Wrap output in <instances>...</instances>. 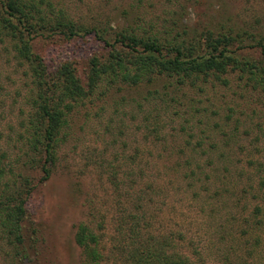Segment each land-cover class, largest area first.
Returning <instances> with one entry per match:
<instances>
[{
	"label": "trees",
	"instance_id": "1",
	"mask_svg": "<svg viewBox=\"0 0 264 264\" xmlns=\"http://www.w3.org/2000/svg\"><path fill=\"white\" fill-rule=\"evenodd\" d=\"M166 1L168 16L166 10L154 19L145 17L141 4H128V10L124 11L126 20L115 27L114 14L105 21L100 18L89 23L77 21L61 0H0V42L24 69L23 99L27 106L14 136L7 134L10 151L0 149L1 264H24L29 250L24 232L28 201L36 186L51 177L57 153L69 139L72 119L95 100L111 93L121 95L124 90L147 87L146 94H139L131 101L142 105L144 101L158 100L160 106L143 114V121L153 120L157 124L162 121L157 117L162 108L169 111L171 116L166 117L171 121L175 115H188L195 110L194 105L179 99L180 94L189 97L190 102L200 101L186 91L203 89L213 80L230 85L231 74L242 83L237 86L240 97L247 92L264 94V12H256L258 15L252 23L240 19L250 7L255 10L256 5L264 6V0H243L250 7H245L236 18L226 11L227 3L221 0L223 11L198 26L189 24V18L185 17L193 0ZM88 35L99 41L103 52L91 56L84 79L71 61H63L51 70L34 49V40L38 38L72 39ZM125 101H128L125 97L117 102L113 98L116 107ZM229 117L227 114L224 118L231 120ZM159 130H154L153 135L162 140ZM235 130L236 126L228 130L215 124L208 130H198L197 138L186 132L182 144L168 142L156 146L160 152H168L166 168L188 181L185 190L190 198L202 200V204L210 200L208 212L214 220L219 212L217 206L231 198L233 190L230 182L224 181L229 168L224 165L220 172L213 155L217 152L223 158L227 155ZM215 132L221 136L220 140L214 141L210 136ZM203 155L205 158L200 162L197 157ZM136 156H131V164L136 162ZM138 165L136 173L119 176L117 167L108 172L116 197L111 216L105 213L106 205L100 209L89 201L86 216L74 231L81 253L80 264H200L203 252L185 233L174 228L157 229L151 207L161 193L160 187L153 181H146L143 188L136 187L138 178L145 175L146 164L141 159ZM33 172L40 176L34 177ZM199 174H204L206 183L214 180L218 184L212 189L207 185L195 189ZM258 188L264 198V170L259 174ZM128 189L133 192L125 201L121 199L122 193ZM240 192L245 194L247 190ZM262 212L263 205L255 206L239 225V231L229 233L237 235L247 254L238 253L240 249L228 244L222 264H252L250 247L252 243L259 244V236H254L255 240L250 238L258 228H264ZM108 222L111 229L107 237ZM225 227L226 224L219 223V232ZM226 236L222 233L219 239L227 240ZM182 243L186 244L183 250Z\"/></svg>",
	"mask_w": 264,
	"mask_h": 264
},
{
	"label": "rangeland",
	"instance_id": "2",
	"mask_svg": "<svg viewBox=\"0 0 264 264\" xmlns=\"http://www.w3.org/2000/svg\"><path fill=\"white\" fill-rule=\"evenodd\" d=\"M220 1H191L185 15L189 18V24L198 26L217 17L223 11V1L227 3L226 11L235 18L243 14L245 7H250L243 3V0ZM61 2L79 22H93V18L105 21L114 14L116 20L112 19V25L115 27L122 25L126 20L124 11L128 10L126 8L130 3L141 4V12L146 18L154 19L157 15L165 14L166 10L168 16L169 10L166 0ZM259 11L262 14L264 6L256 5L255 10L250 7L240 19L252 23L258 15L256 12ZM34 49L51 70L63 61L73 62L81 79H84L91 56L103 52L102 45L91 35L72 39L60 36L38 38L34 40ZM23 70L13 58V54L5 49L4 43L0 42L1 151H10L7 134L9 132L14 136V131L21 124V115L27 110L23 99L26 93ZM229 80L230 85L213 80L205 87L202 86L203 89L187 90L188 94L200 100L197 102H190L189 97L180 94L179 99L194 105L195 110L188 115H175L173 121L166 117L171 115L164 108L159 110L157 116L161 118V122L157 121L156 124L153 120L143 121L146 111L160 106L158 100L146 103L144 101L142 105L131 101L132 98H138L139 94H146L147 87L141 90H124L121 95L111 93L82 109L71 121L69 139L57 153L58 159L52 168L51 177L36 186L28 201L24 232L29 250L24 264H80L81 253L74 239V231L77 223L85 218L89 201H93L100 209L106 205L108 213H105L111 216L116 197L108 180V172L112 173L113 167H117L119 176L125 172L136 173L141 159L146 164L145 175L141 179L138 178L136 187L143 188L146 181H153L160 187L161 193L155 197L151 207L157 229L174 228L185 233L187 239L203 252L200 264H222V254L227 250L228 244L240 249L238 253L247 254L246 248L242 249V242L234 233L239 231V225L255 206H264L262 190L258 188V177L261 170H264V94L247 92L242 98L241 90L237 88L242 83L236 80L234 74L230 75ZM122 97L128 101L116 107L113 98L117 102L118 98L121 100ZM229 107H232L230 111ZM227 114H230L231 120L224 118ZM215 124L228 130L235 126L237 128L227 155L224 158L218 152L213 155L214 159L217 158L215 164L220 168V172L224 165L229 168L228 178L224 181L230 182L229 187L233 190L232 197L217 206L219 212L216 220L210 218L208 212L210 200L206 201V204L203 203L204 205L202 200H192L188 195L189 191L185 190L188 181L180 175L174 176L166 168L168 152H160L159 147L156 149V146L166 145L168 142L182 144L190 132L197 138L198 130H208ZM156 129H160L158 134L162 140L154 137L153 131ZM210 136L214 141L221 139L217 132L211 133ZM132 155L136 156V162L131 164ZM197 158L202 162L205 156ZM251 161L252 163L248 164ZM259 162L262 167H259ZM32 175L40 176L37 172ZM199 176V179L195 178V189H203L206 185L212 189L218 184L214 180L206 183L204 174ZM244 188L247 190L245 194L240 192ZM131 192L133 189H128L120 198L126 201ZM206 193L202 192L201 195L206 196ZM261 216L264 217V212ZM219 223L226 224L222 233L227 235V240L219 239L222 234L218 229ZM110 229L108 222L105 229L107 237ZM230 232H234L231 233L234 235H229ZM256 235L259 236V244L252 243L250 250L253 254L249 259L252 264H264V228H258L250 239L255 240ZM185 245L182 243V250ZM2 247L0 242V264L3 261Z\"/></svg>",
	"mask_w": 264,
	"mask_h": 264
}]
</instances>
